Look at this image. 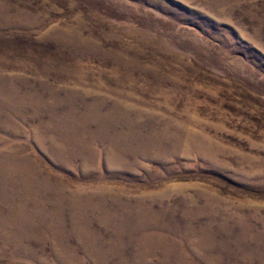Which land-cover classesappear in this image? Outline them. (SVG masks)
<instances>
[{
	"label": "rangeland",
	"instance_id": "rangeland-1",
	"mask_svg": "<svg viewBox=\"0 0 264 264\" xmlns=\"http://www.w3.org/2000/svg\"><path fill=\"white\" fill-rule=\"evenodd\" d=\"M0 264H264V0H0Z\"/></svg>",
	"mask_w": 264,
	"mask_h": 264
}]
</instances>
